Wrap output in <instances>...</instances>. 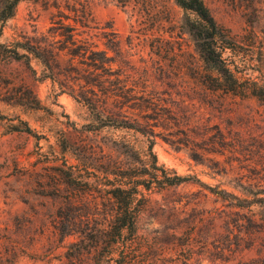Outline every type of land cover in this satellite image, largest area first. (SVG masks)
I'll return each mask as SVG.
<instances>
[{"label": "rangeland", "instance_id": "rangeland-1", "mask_svg": "<svg viewBox=\"0 0 264 264\" xmlns=\"http://www.w3.org/2000/svg\"><path fill=\"white\" fill-rule=\"evenodd\" d=\"M205 1L233 33L258 32L264 67V0ZM184 15L175 0H20L0 18V264L116 263L112 189L148 181L151 143L186 179L143 188L135 264H236L262 249L264 98L206 81Z\"/></svg>", "mask_w": 264, "mask_h": 264}, {"label": "trees", "instance_id": "trees-1", "mask_svg": "<svg viewBox=\"0 0 264 264\" xmlns=\"http://www.w3.org/2000/svg\"><path fill=\"white\" fill-rule=\"evenodd\" d=\"M19 1L5 0L0 18L5 20L12 16ZM175 2L185 13L181 26L193 35L209 69L205 77L206 81L213 87L225 91L238 94L251 93L264 98V67L258 68L252 65L251 57L259 39L258 32L250 29L244 33H233L228 27L218 22L205 0H175ZM24 47L40 57L46 64L56 59L54 49L36 48L32 45H24ZM23 54L27 53H20L18 49H15L10 56L17 58ZM256 70L259 73H256ZM23 122L25 126L18 128L31 132L32 127L29 123L26 120ZM151 150L153 152L152 165L155 170L148 181L146 179H132V181L122 179L112 189L117 202L114 218L116 234L107 241L110 249L106 257L115 256L116 263L102 264H135L141 261L140 256L145 252V246L138 233V220L147 203V195L143 188L151 189L157 184L160 186L176 184L186 179L181 174L169 177L164 167L158 164L157 155L153 151V143H151ZM159 170L163 173L161 174ZM236 264H264V245L262 249H258L257 255L240 259Z\"/></svg>", "mask_w": 264, "mask_h": 264}]
</instances>
